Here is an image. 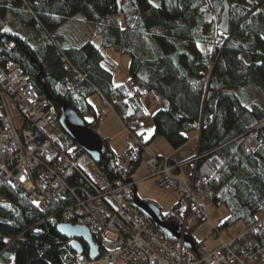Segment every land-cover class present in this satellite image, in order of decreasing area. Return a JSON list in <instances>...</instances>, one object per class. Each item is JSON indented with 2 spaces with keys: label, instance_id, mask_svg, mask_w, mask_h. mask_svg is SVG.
Returning a JSON list of instances; mask_svg holds the SVG:
<instances>
[{
  "label": "trees",
  "instance_id": "obj_1",
  "mask_svg": "<svg viewBox=\"0 0 264 264\" xmlns=\"http://www.w3.org/2000/svg\"><path fill=\"white\" fill-rule=\"evenodd\" d=\"M227 2L229 27L223 33L218 29L223 0H0V65L16 61L57 115L63 99L82 118L97 120L87 98L98 94L142 139L149 116L142 99L155 93L156 103L163 104L151 114L153 134L144 143L162 136L175 150L198 131L194 173L207 177L212 202L228 211L217 229L240 220L249 228L264 215V107L250 100L252 91L264 100V0ZM77 14L100 47L90 40L68 45L53 40ZM7 16L20 31L26 26L38 32L37 39L5 32ZM106 49L129 56L127 81L112 83ZM66 64L74 74L72 85ZM86 123L94 130L93 122ZM103 141L96 163L104 176L113 185L133 180L138 163L124 174L119 155ZM55 149L67 158L62 178L92 191L75 162L84 150L63 131ZM72 202L69 193L54 196L42 210L24 190L0 179V264H63L67 248L56 225L60 210ZM162 218L180 223L177 204ZM251 234L264 244V229Z\"/></svg>",
  "mask_w": 264,
  "mask_h": 264
},
{
  "label": "built area",
  "instance_id": "obj_2",
  "mask_svg": "<svg viewBox=\"0 0 264 264\" xmlns=\"http://www.w3.org/2000/svg\"><path fill=\"white\" fill-rule=\"evenodd\" d=\"M92 125L96 127L97 120ZM124 128L119 165L127 174L132 165L144 162L145 179L178 194L180 238L166 236L133 207L135 181L113 185L86 153L75 162L93 189L70 186L60 175L67 158L55 149L62 133L55 108L38 97L16 61L0 65V179L24 190L42 210L52 197L69 193L73 202L58 213L60 222L85 226L98 245V256L89 258L86 246L76 254L70 248L71 239H65L63 264H264V244L251 234L254 228L264 229V215L237 236L226 241L220 238L213 249L196 245L192 250L185 245L182 235L186 227L208 221L206 203L213 201L214 192L207 177L194 173L195 156L176 162L168 155H154L128 124ZM248 138L253 143L254 136ZM185 165L190 168L189 175L182 170ZM212 231L213 237L219 235L216 227L212 226Z\"/></svg>",
  "mask_w": 264,
  "mask_h": 264
},
{
  "label": "rangeland",
  "instance_id": "obj_3",
  "mask_svg": "<svg viewBox=\"0 0 264 264\" xmlns=\"http://www.w3.org/2000/svg\"><path fill=\"white\" fill-rule=\"evenodd\" d=\"M5 28L9 29V32H12V33H16V34L23 33L22 36L24 37L27 36L32 42H34V40L37 39V37L39 36L38 32L31 30V29L28 30L27 28H25L23 32L22 30L20 31L19 29H17L14 20L10 16L6 17ZM65 33L67 35H70L71 39H75L76 43H81V42L90 40L96 46L100 47V42H99L98 37L92 34V28L84 22L81 14L75 15L72 19L64 23L59 28V31L53 34V40L55 42H59L60 40L59 35L63 37ZM80 35L84 41H82L81 39H78L80 38ZM111 53H113L112 50H111ZM106 57H107L106 59H107V63L109 67L111 66L112 68H116V64L110 59V57L108 56ZM128 65H129V58H128ZM66 68H67V76H66L67 82L69 85H72L74 74L72 73V69L70 68L69 64L66 65ZM127 78L128 77L122 78L123 82L127 81L128 80ZM96 97L97 99L100 98L99 95H96ZM251 97H252L250 99L251 102H256L258 104H261L264 107V100L257 92L252 91ZM142 103L144 104L149 114V116H147L142 123V130L143 131L147 130L145 136H147V139H149V136L147 134H148V128L153 129V122L151 119V114L154 112L155 103L153 101V98L149 95L145 96L142 99ZM104 106H107V105H104ZM109 108H111V106ZM89 117H90L89 115L84 116V118H86L87 121L91 119L89 122H93V118H89ZM96 126L97 127L94 129V131L97 130V133L101 138L104 136H107L106 133H109L110 131H112L113 133V132H118L121 129V124H119V121L114 116H106L102 121H99V123ZM122 138L123 136L120 133L117 141L113 140L114 151L119 156L123 153V150H124L122 149V146H120L122 145L121 144ZM156 139L157 140L154 144H151V145H149L150 143L148 144V151L150 153L153 154L155 150L154 146L156 148H159V147L162 148L165 145H167L168 147H171L168 144V142L165 140V138L157 136ZM247 141H249V143L251 142L249 138ZM196 143L197 142L195 141L194 142L189 141L183 149H180L179 152L176 153L175 157L179 158L183 156L184 158H188L190 154L192 153L195 154L196 146H197ZM143 165H144V162L141 163L139 169H136L137 171L136 170L134 171L133 178L135 180L140 177H143L145 173L147 172L145 171V167ZM186 168L188 167L183 166L182 170L185 172V174H188L187 173L188 170ZM136 194L141 199L153 202L156 206H158L162 214L170 212L173 209V204L179 201V196L176 192H168V191H164L158 188L152 179H145V180L139 179V181L136 184ZM206 211L208 215V221L201 222L198 227H194L192 230H189L191 228V225H188L186 227L193 237H196L197 239L198 238L203 239L206 249H213L217 247L219 245L220 238L225 241L229 240L230 238L235 237L238 234L244 232L247 228L244 221L240 220V221H237L231 224L228 227L217 229L219 235L217 237H213V231L211 229L210 223L213 224L215 227H218L219 225L223 223V221L227 217L228 211L225 206L216 205L213 202L206 203Z\"/></svg>",
  "mask_w": 264,
  "mask_h": 264
},
{
  "label": "water",
  "instance_id": "obj_4",
  "mask_svg": "<svg viewBox=\"0 0 264 264\" xmlns=\"http://www.w3.org/2000/svg\"><path fill=\"white\" fill-rule=\"evenodd\" d=\"M229 27V6L227 0H223V9L220 13L218 29L226 33ZM46 99L51 100L52 97L46 92ZM58 121L62 131L70 137L81 149L84 150L92 159L97 162L100 153L104 149L103 139L96 133L92 127L86 123V120L79 116L77 112L63 99L59 101ZM133 207L148 218L156 227H158L166 236L170 238H180L181 228L173 221H165L158 206L153 202L141 199L136 194V188H133ZM59 236L64 239H71L70 248L76 254L83 251L84 246L87 247L88 257L96 258L99 254L98 245L93 241L88 229L79 224L59 222L56 225ZM185 245L195 250L193 238L187 232L182 235Z\"/></svg>",
  "mask_w": 264,
  "mask_h": 264
},
{
  "label": "crops",
  "instance_id": "obj_5",
  "mask_svg": "<svg viewBox=\"0 0 264 264\" xmlns=\"http://www.w3.org/2000/svg\"><path fill=\"white\" fill-rule=\"evenodd\" d=\"M121 20H122V18H121ZM120 20V21H121ZM121 24L123 25V23H122V21H121ZM25 28H27L26 26H23L22 27V32H23V30L25 29ZM28 30H30L29 28H27ZM22 35H23V33H22ZM59 39L61 40H59V42H57V43H61V45H68L70 42H75V39H71V36L70 35H67L66 33L63 35V37H61L60 35H59ZM78 39H81L82 41H84L83 40V38L81 37V35H80V38H78ZM111 50L112 49H106L105 50V54H106V56H108V57H110V59L116 64V68H114V70H113V74H112V83L114 84V85H117V84H120V83H123V80H122V78H126V77H128L129 78V72H128V56L127 55H125V54H121V53H118V52H116V51H114V50H112L113 51V53H111ZM129 61H130V58H129ZM66 65H68V64H66ZM70 66V65H69ZM71 68V67H70ZM66 70H67V68H66ZM127 78V79H128ZM155 94V93H154ZM154 94H152V96H153V101H154V103H155V108H154V111L159 107V106H161L163 103H162V101L161 100H159L157 103H156V101H155V96H156V94L154 95ZM96 95H98V94H93V95H91V96H89L88 98H87V101H88V103L93 107V109L95 110V112H96V114L99 116L98 117V120H97V124L99 123V121H102L106 116H114V117H116V119L119 121V124H121V129H120V131H118V132H113L112 133V131H110L109 133H106V135L107 136H104V137H106V138H104V137H102V138H104V139H107L108 140V142H109V145L112 147V149L114 150V146H113V140H115V141H117V139L119 138V134L121 133L122 134V136H123V138H122V141H121V144L122 145H120V146H122V149H123V142H124V139H125V135H126V130H125V128H124V124L120 121V119L117 117V115L113 112V110L111 109V108H109L108 106H104L103 104H102V101H101V99L99 98V99H97V97H96ZM160 104V105H159ZM86 115H89V114H85L84 116H86ZM90 116V115H89ZM89 118H92L91 116L89 117ZM85 120H86V118H84ZM91 120V119H90ZM90 120H88V122L90 121ZM87 121V120H86ZM97 127V126H96ZM95 127V128H96ZM94 128V129H95ZM146 131L147 130H144L143 131V139L144 140H148L147 139V136H145L146 135ZM95 132L97 133V130H95ZM152 134H153V129L151 128H148V136H149V138L152 136ZM197 136H198V131H194V132H190L189 134H188V137H189V140L183 145V146H181L180 148H178V149H172L171 147H168L167 145H165L164 147H162V148H156L155 146H154V148H155V150H154V152H153V154L154 155H157V156H166V155H168V156H170L171 157V159L173 160V161H176V162H182V161H184V160H186V159H188V158H191V157H194L195 156V154H196V152H195V154H190V156L188 157V158H184L183 156H181V157H179V158H176L175 156H176V153H178L179 152V150L180 149H183L184 147H185V145L189 142V141H195V142H197L196 140H197ZM159 137H162V136H159ZM157 138V136H154L149 142H147L146 143V148L148 149V144L149 145H151V144H154L155 142H156V139ZM160 142H162V141H160ZM197 144V143H196ZM196 150H197V146H196ZM115 152V151H114ZM116 153V152H115ZM173 157H175V158H173ZM182 158V159H181ZM177 159H179V160H177ZM140 165H141V163H138L137 164V167H136V169H139V167H140ZM144 167H145V171H147L146 170V166H145V164L143 165ZM186 166V165H185ZM188 167V166H187ZM135 169V170H136ZM187 170H188V174H190V168L188 167V168H186ZM137 171V170H136ZM133 174H134V172H133ZM133 174H132V179H133V181H135V188H136V184H137V182L139 181V179H141V180H145V175H146V173H145V175L143 176V177H140V178H138V179H134L133 178ZM178 203V201L177 202H175L174 204H173V206H175L176 204ZM214 203V202H213ZM162 214V213H161ZM200 225V223L198 224V226ZM210 225H212V226H214L213 224H211L210 223ZM197 226V227H198ZM212 226H211V229H212ZM220 226V225H219ZM192 227V226H191ZM215 227V226H214ZM217 228V227H216ZM186 230H187V228H186ZM188 231V230H187ZM193 239L194 240H196L197 241V244L198 245H203V246H205V244H204V241H203V239L202 238H196V237H193Z\"/></svg>",
  "mask_w": 264,
  "mask_h": 264
},
{
  "label": "snow or ice",
  "instance_id": "obj_6",
  "mask_svg": "<svg viewBox=\"0 0 264 264\" xmlns=\"http://www.w3.org/2000/svg\"><path fill=\"white\" fill-rule=\"evenodd\" d=\"M149 3H153V0H149ZM153 6L154 7H159V5L158 4H153ZM5 32H7V31H9V29H7V28H5V29H3ZM33 203H37L36 201H33ZM38 206V205H37ZM37 231H39V230H37Z\"/></svg>",
  "mask_w": 264,
  "mask_h": 264
}]
</instances>
